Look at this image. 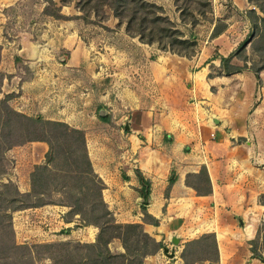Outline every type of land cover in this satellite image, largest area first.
I'll use <instances>...</instances> for the list:
<instances>
[{
  "label": "rangeland",
  "instance_id": "obj_1",
  "mask_svg": "<svg viewBox=\"0 0 264 264\" xmlns=\"http://www.w3.org/2000/svg\"><path fill=\"white\" fill-rule=\"evenodd\" d=\"M29 1L31 0H23L25 3ZM53 1L61 6V14L68 19L54 20L41 15L44 6L42 0H36L31 7L21 9V12L29 10V13L18 17L14 22L2 15V10L6 7L0 6V72L4 76L0 98L9 95L10 106L27 116L35 117L39 114L44 121H60L81 130L91 164H106L104 178L113 179L117 177L119 168L130 170L138 164L134 160H146L149 156L158 159L150 166L156 165L159 168L156 178L160 181L177 174V167H171L168 163L170 154L160 151L157 140L145 143V137L150 140L149 128L158 120L152 116L146 118L143 113L194 111L198 108L188 101V98H195L190 91L193 79L188 76L185 85L180 81L186 78L180 59L183 57L162 52L156 44L149 46L140 43L138 38L128 36L126 26L120 24L106 8L98 16L86 15L76 9L78 0H69L66 6L60 5L62 0ZM148 1L160 8V15L166 17L184 38H188L189 33L196 37L195 55L204 45L209 46L207 36L214 21L215 25L219 23V28L225 26V29H229L230 33L227 34L235 36L227 49H236L238 41L242 42L247 38L242 36L246 34L244 31L247 26L250 32L247 11L255 10L257 15L263 17L249 2L251 9L240 12L231 0H195L189 3L187 9L182 1ZM199 11L203 14L200 15ZM30 17L37 20L32 26L28 25ZM256 40L254 37L250 38L256 51H252L249 43L245 49L247 66L252 62L261 64L259 54L264 52V44ZM23 46L32 50L33 54L24 61L23 66L27 69H16L13 57ZM216 54L217 51H213L212 55ZM234 63L242 65L239 60H234ZM101 110L105 117H109L108 122L100 119ZM126 120L130 122L133 134L129 132L126 135L123 131ZM136 130L143 133L137 135L136 145L132 147L135 154L121 157L122 151H130L131 145L127 138L129 135L136 136ZM140 147L148 149L142 152ZM47 150L48 145L42 142L12 148L6 152L5 159L0 164V173L3 172L0 179L2 182H13L19 174L26 176L43 162ZM55 164L64 167L62 157L57 158ZM118 164L122 165L119 167ZM57 172L54 167L51 169L52 174ZM15 182L13 183L16 185ZM161 186L162 184L156 187L158 192ZM166 190L167 188L164 195ZM81 229L83 227L73 226L74 237H70L71 234L63 235L47 243L80 242L77 239L83 236ZM204 230L221 235L209 222ZM204 230L188 237H200ZM89 234L92 236V231ZM163 246L168 252L181 256L183 249L179 253V248L173 246L169 239ZM246 248L247 246H242L239 251L242 259L236 264H261L256 259L252 260L251 253ZM168 259L161 249L155 257H147L146 264L174 262ZM43 263L46 264L47 261Z\"/></svg>",
  "mask_w": 264,
  "mask_h": 264
},
{
  "label": "crops",
  "instance_id": "obj_2",
  "mask_svg": "<svg viewBox=\"0 0 264 264\" xmlns=\"http://www.w3.org/2000/svg\"><path fill=\"white\" fill-rule=\"evenodd\" d=\"M17 1L0 0V6L9 7ZM231 1L240 12L251 9L247 0ZM214 26L215 21L207 36L209 46L204 45L190 59L180 58L186 77L180 81L185 85L188 76L193 79L190 91L195 98H188V101L198 108L194 111L143 113L146 118L152 116L158 120L149 128L150 140L145 137V143L157 140L160 151L170 154L168 163L171 167H177V174L160 181L156 178L159 168L156 165L150 166L158 161L153 156L146 160H134L138 164L130 170L119 168L117 177L113 179L104 178L106 164L96 162L92 167L101 177L104 184L103 200L116 223L142 224L144 232L162 244L176 236L179 239L177 248L180 253L186 242L194 240L188 236L204 230L209 222L221 232V239L215 233L220 264H236L242 259L239 252L242 246H247L246 251L250 252L249 242L255 238L257 230L264 223V207L258 202L259 196L264 195V70L259 72L258 77L250 71L232 75L222 73L219 60H213V51L216 50L223 57L229 55L235 50L227 49L235 36L227 34L230 30L225 29L226 31L210 39ZM248 27L244 31L246 34L242 36H247ZM239 43L241 42L238 41L236 45ZM26 50L29 49L23 46L18 49L16 56L28 60L32 55ZM212 118H216L217 125L211 123ZM129 123L128 121V131L124 130L123 125L126 135L134 133ZM135 133L136 136L129 135L127 138L131 145L130 151H122L121 157L135 154L132 147L136 145L137 135L143 132L136 130ZM140 149L144 152L148 147ZM118 165L120 167L122 164ZM201 166L207 170L212 193L198 197L192 189L185 186V177L188 173H197ZM135 170H139L144 179L151 183L150 202L146 209L148 214L159 221L157 226L142 223L141 195L138 192L140 184ZM31 172L32 170L26 176L19 174L14 180L11 179L16 181L21 193L30 192ZM170 180L175 182L166 198L164 192ZM161 184V192H158L156 187ZM178 191L179 194L175 193ZM68 211L66 207L50 205L13 213L12 227L16 242L40 244L66 235L62 232L76 225L75 219L69 223L64 222L63 218ZM81 231L83 236L78 241L94 242L97 232L95 228L83 227ZM91 231L92 236L89 234ZM208 232L204 230L202 233ZM69 234L74 237L75 231L71 230ZM146 261L147 258L144 264ZM168 261L183 264L181 257L175 254Z\"/></svg>",
  "mask_w": 264,
  "mask_h": 264
},
{
  "label": "trees",
  "instance_id": "obj_3",
  "mask_svg": "<svg viewBox=\"0 0 264 264\" xmlns=\"http://www.w3.org/2000/svg\"><path fill=\"white\" fill-rule=\"evenodd\" d=\"M36 0L23 2L18 0L14 5L2 10V15L14 22L18 17L29 13L21 12L25 7H31ZM69 0H62L60 5L66 6ZM182 1L185 9L195 0ZM262 15L255 10L247 11L250 22V32L237 48L226 57L219 54L213 60H219L221 72L225 75L250 71L256 77L264 70V52L260 53L261 64L251 63L247 66L245 49L248 43L252 51L254 45L250 38L264 44V0H247ZM44 6L41 15L54 20L68 19L61 14V6L53 0H42ZM108 9L120 24L126 26V34L138 38L146 45L156 44L162 52L190 59L195 56L196 37L189 33L188 38L174 29L171 22L160 15V8L148 0H78L76 9L82 14L100 15L102 9ZM202 15V12H198ZM37 22L35 17L28 19V25ZM219 24V23H218ZM215 25L210 38L220 35L225 26ZM252 42V43H251ZM256 42V43H257ZM153 59V58H152ZM1 60V47H0ZM239 60L242 65L234 64ZM25 60L20 56L13 57L16 69H27ZM4 80L0 72V93ZM9 95L0 98V164L4 161L6 152L26 143L42 142L48 145L44 160L34 167L30 174L31 190L21 193L11 182L0 179V264H144L147 257L153 256L164 248L161 242H156L144 232L142 224H118L108 206L103 200L104 184L94 173L91 161L87 155L84 134L81 130L69 127L60 121H49L41 115L27 116L13 109ZM109 121V117H101ZM167 137V136H166ZM62 157L64 167L56 166L57 158ZM58 171L51 173V169ZM3 172L0 173V175ZM140 184L139 194L142 197L150 195V181L145 180L139 170H135ZM175 180H170L165 197ZM185 186L192 189L198 197L209 196L212 188L207 170L201 166L197 173H188ZM70 189V190H69ZM73 190V192H72ZM258 202L264 207V195ZM63 206L69 209L63 220L66 223L74 219L75 227L92 226L97 229L94 242H58L46 244H19L16 242L12 227V214L31 208L44 206ZM147 205L140 204L142 223L158 225V220L148 214ZM165 208H163V211ZM72 229L62 233L69 235ZM251 258L264 264V223L257 230L255 238L249 242ZM183 264H220L219 249L214 233L202 234L197 239L186 242L181 252Z\"/></svg>",
  "mask_w": 264,
  "mask_h": 264
},
{
  "label": "water",
  "instance_id": "obj_4",
  "mask_svg": "<svg viewBox=\"0 0 264 264\" xmlns=\"http://www.w3.org/2000/svg\"><path fill=\"white\" fill-rule=\"evenodd\" d=\"M25 52L30 53V55L33 54V51L30 50V49H29V50H26ZM22 56H23V55H22ZM99 116H101V117H105V115H104V111H103V110L99 111ZM211 123L217 125V124H218V121L216 120V118H212V119H211ZM124 130H125V131H128V130H129V126H128V121H127V120H126L125 123H124ZM149 202H150V198H149V197H142V198H141V204H145V205H147V204H149ZM171 243H172L173 246L178 247L179 239L176 238V236H174V237L171 239ZM162 251H163V253H164L169 259L174 258V253H172V252H168V249H167V248H163Z\"/></svg>",
  "mask_w": 264,
  "mask_h": 264
}]
</instances>
